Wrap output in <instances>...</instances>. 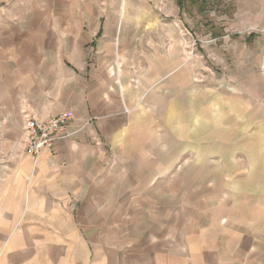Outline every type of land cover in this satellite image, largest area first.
Masks as SVG:
<instances>
[{
	"label": "crops",
	"instance_id": "1",
	"mask_svg": "<svg viewBox=\"0 0 264 264\" xmlns=\"http://www.w3.org/2000/svg\"><path fill=\"white\" fill-rule=\"evenodd\" d=\"M132 1L0 17V264H264V0H234L224 97L189 79L177 0ZM63 113L69 137L27 155L26 120Z\"/></svg>",
	"mask_w": 264,
	"mask_h": 264
},
{
	"label": "rangeland",
	"instance_id": "2",
	"mask_svg": "<svg viewBox=\"0 0 264 264\" xmlns=\"http://www.w3.org/2000/svg\"><path fill=\"white\" fill-rule=\"evenodd\" d=\"M30 1L0 0V17L13 16ZM131 3L134 5L132 15H143L144 10L148 9L145 0H133ZM163 4H155L152 12L161 17L178 19V15L173 14L175 4L168 7L169 15ZM237 9L234 0H185L179 8V30L186 36L185 60L190 66L189 79L201 90L203 96L241 95V88L229 87L231 77L240 73H236L237 66H241L242 62L240 40L243 38L241 34L244 26ZM123 15H129L128 6L125 7ZM145 15L146 13L143 16ZM173 26L177 29L176 25ZM253 28L255 26H251L249 31L251 36L252 31L257 30Z\"/></svg>",
	"mask_w": 264,
	"mask_h": 264
},
{
	"label": "built area",
	"instance_id": "3",
	"mask_svg": "<svg viewBox=\"0 0 264 264\" xmlns=\"http://www.w3.org/2000/svg\"><path fill=\"white\" fill-rule=\"evenodd\" d=\"M71 113H63L46 121L26 120L23 130L25 153L36 158L43 150L52 151L55 143L69 137Z\"/></svg>",
	"mask_w": 264,
	"mask_h": 264
},
{
	"label": "trees",
	"instance_id": "4",
	"mask_svg": "<svg viewBox=\"0 0 264 264\" xmlns=\"http://www.w3.org/2000/svg\"><path fill=\"white\" fill-rule=\"evenodd\" d=\"M184 1H185V0H178V1H177V4H178L179 8H180L181 6H183Z\"/></svg>",
	"mask_w": 264,
	"mask_h": 264
}]
</instances>
